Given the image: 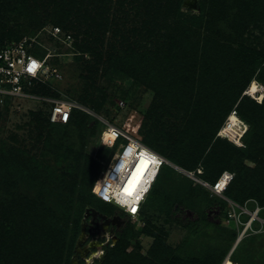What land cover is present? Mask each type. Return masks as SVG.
I'll return each mask as SVG.
<instances>
[{
  "label": "rangeland",
  "instance_id": "374dc122",
  "mask_svg": "<svg viewBox=\"0 0 264 264\" xmlns=\"http://www.w3.org/2000/svg\"><path fill=\"white\" fill-rule=\"evenodd\" d=\"M3 1L0 0V45L28 39L38 53L51 55L47 63L57 68L61 75L39 82L27 96L9 98L1 108L0 155L10 148L26 152L23 167L0 163V232L14 230L10 242L16 248L13 251L15 261L25 264L26 258L36 259L37 241L44 242L50 236L51 245L44 253L45 264L56 261L60 264H100L102 256L105 257L101 246L108 238L114 240L113 246L116 245V235L126 222L130 230L128 237L132 239L120 260L115 255L109 264H145L141 261L148 257L147 264H155L150 251L158 242L157 236L172 250L173 258L186 261L185 264L212 261L211 264H216L218 256L233 254L238 246L236 255L242 264H264V225L255 232L249 231L237 244L243 226L226 218L220 226L201 221L193 229H183L167 220L166 211L175 201L171 193H175L178 183L182 184L186 178L176 171L169 170L161 176L156 184L159 195L149 196L143 218L132 219L116 213L117 207L102 203L94 193L99 179L94 176L95 170L104 171L116 152V147L104 148L99 141L106 126L114 125L142 140L147 129L156 131L167 127L168 132L174 133L171 127L182 124L181 118L186 111L207 114L213 105L221 109L225 102L237 98L238 105L243 96L259 103L263 101L246 95L250 87L248 76L254 69L252 64L228 61L226 57L218 60L214 49L209 50L206 57L195 53H203L202 45L197 43L203 41L201 34L206 33L211 38L224 35L225 41L228 38L235 42V47L264 52V0H111L108 14L97 16V23L103 25L101 35L105 37L102 57L87 53L82 62L75 59L80 52L74 44H62V33L57 39L54 31L61 28L76 36L78 32L68 31L66 25L57 22L62 11H76L77 15L90 13L88 0L85 4L84 0ZM77 1L85 5L80 11ZM118 1L123 2V9ZM74 5L75 9L71 8ZM145 26L151 30V35L139 46L132 63L149 65H146L143 82L127 93L111 80L113 71L109 56L111 53L118 55L124 49L112 39V34L116 30V40L123 35L130 38L135 35L138 39ZM177 31H186L188 37L176 39ZM192 34L198 35L191 37ZM111 45H116L117 50H109ZM168 46L174 47L173 56H166L161 62L158 54ZM151 48H155V56L143 57ZM226 53L225 50L223 54ZM133 69L136 73L137 69ZM260 69H256L253 80L264 93V82L258 78ZM60 101L76 102L80 108L75 112H82L88 118L76 126L85 143L81 148L64 142L52 143L53 140L50 143L48 133L33 124L37 118L48 120L54 104ZM163 103L171 106L167 105L166 109L172 114L153 111V107ZM76 120L75 117L73 121ZM88 120L97 121V128L90 130ZM219 140L222 139L216 134L207 152L214 151L213 146ZM163 147L170 149L167 143ZM141 162L137 173L143 177L148 161ZM203 162L204 159L200 164ZM245 164L250 169L256 168L248 159ZM85 184L89 190L86 195L82 194ZM193 186L201 188L196 182ZM211 200L209 196L207 201L199 205L193 203L192 207L203 215ZM166 201L168 204L164 203ZM53 245L62 248L61 255L56 256Z\"/></svg>",
  "mask_w": 264,
  "mask_h": 264
},
{
  "label": "trees",
  "instance_id": "16d2710c",
  "mask_svg": "<svg viewBox=\"0 0 264 264\" xmlns=\"http://www.w3.org/2000/svg\"><path fill=\"white\" fill-rule=\"evenodd\" d=\"M7 0H4L5 3ZM84 0V3L85 4ZM88 4L91 7L90 13L81 14L79 12L78 15L76 11L66 10L60 13V19H58V25H66V30L78 32L76 36L72 35L70 32L62 31L61 28V42L62 44L74 46L79 50V56H75V59L82 62L85 61V54H94L96 58L102 57V47L104 46V40L101 33V23H97V16L107 15L110 10L108 8V4H111V0H88ZM147 1V0H145ZM77 6L80 11L83 9V4L77 1ZM118 6L124 8L123 2L118 1ZM132 4H135L132 2ZM75 9V5L71 7ZM123 13V10H122ZM59 14V13H58ZM105 15V16H106ZM82 20L86 21L84 24ZM147 23V22H146ZM149 24V23H147ZM85 27V29H84ZM103 29L106 30V27ZM115 31V32H114ZM113 31L112 39H115L116 43L122 46L123 51L120 54L116 55L115 53L110 54L111 66L110 70L113 71L111 80L116 83L120 89H124L127 93L131 91L134 86L140 85L144 80V72H147L146 65H149L145 62V67L141 64L132 63V60L135 57V53L138 50L139 46L145 41L149 40L151 35V30L147 28V26L142 27L140 31L139 38L136 39V36L133 35L131 38L128 35H123L121 39L116 40L117 33L116 30ZM104 32V31H103ZM107 33V30H106ZM184 33V34H181ZM184 32H176L175 38L180 39L184 37H188V35ZM184 35V36H183ZM198 34H192L191 37H196ZM220 35H223L220 33ZM70 36L71 41L64 42V39ZM168 36V35H167ZM203 41H199L197 44L202 45V54L195 53L197 56L206 57L209 55V50L214 49L218 54L216 57L219 59L227 58L228 61H236L240 60L242 64H252L254 69L248 76L247 85L250 86L253 80V76L258 67H261L260 74L258 78L264 82V52H254L251 50H245L243 46L235 47L234 43L231 39L223 36H214L211 38L209 33L201 34ZM135 37V38H134ZM218 37V38H217ZM57 39H60L57 37ZM75 39V43H74ZM111 41V39H109ZM112 48V49H110ZM109 50H117L116 45H111ZM159 49V48H156ZM199 50V49H198ZM225 50L228 52L226 55ZM174 47L168 46L165 50L161 51L158 54V58L163 62V59L170 56H173ZM32 52L38 56L40 55L42 58L47 54H40L36 49L33 48ZM221 53V54H220ZM148 55L155 56V48H151L143 55V57H147ZM59 58V57H56ZM91 61V60H90ZM113 62V63H112ZM133 68L137 69V72H133ZM87 69H90L89 67ZM159 71L163 70L159 67ZM263 71V72H262ZM262 72V73H261ZM135 73V74H133ZM147 74V73H146ZM148 76V75H147ZM38 84V83H37ZM238 98L231 101L225 102V106L223 108L215 107L214 105L209 110V113H200L195 114L191 111H186L182 124L174 125L171 128L175 131L174 133L168 132L167 127L162 128L161 130H149L145 131V138L139 139L144 145L153 151L157 152L161 156L165 157L172 163L180 166L181 168L188 171H196L199 166H202L203 174L199 176L201 179L214 184L221 174L225 171H229L235 174V178L233 182L229 185L228 189L225 192V197L228 199L240 204L244 205L246 202L250 201V207L252 209L255 208L253 201L257 202L258 205L262 208L260 212V217L264 219V99L262 102H257L252 100L249 96H243L238 105H236ZM224 103V102H223ZM228 103V104H227ZM171 107L169 104L163 103L162 106L153 107V111H165L167 115H170L169 110L166 109V106ZM236 106V107H235ZM2 108V107H1ZM1 108H0V116H1ZM237 111L238 116L248 125V131L243 137L244 146L238 147L232 142L228 140H219L215 142L212 152H207L209 145L213 141V138L218 134L220 129L225 124L229 115L234 111ZM174 115V114H173ZM77 120L74 122V118ZM173 117L178 119V116L174 115ZM87 118L86 114L78 111H74L73 116L68 124H54L51 123L48 117V120L42 121V119L37 118L34 121V125L36 128H40L42 131L47 132L50 136L47 137V140L51 143L64 142L69 143L73 147L81 148L84 146L83 139L79 137V133H77L76 126L81 124V121H85ZM88 119V118H87ZM90 119V118H89ZM97 121L88 120L87 127L90 130H94L97 128ZM152 127H150L151 129ZM100 138V137H99ZM167 143L170 145V149L163 147V144ZM226 145L224 146V144ZM104 148H110L108 146H104ZM116 147V146H115ZM8 152L3 151L0 155V163L3 165L8 164V162L12 163L15 166H25L23 156L25 155V151L17 150L15 152L14 148H10ZM4 150V149H3ZM160 152V153H159ZM25 157V156H24ZM204 159V164H200V161ZM246 159L254 162L256 164V168L250 169L246 164ZM142 158L134 171L129 175L127 179L128 182L134 181L138 183L141 180L138 170L141 165ZM143 164V163H142ZM200 164V165H199ZM164 169V170H163ZM162 169L158 179L150 193L153 195H159V188H156L157 182H159L161 176L163 174H168V171H175L169 166H165ZM99 170H95L94 176L100 177L101 172ZM100 174V175H99ZM180 174V173H179ZM182 175V174H181ZM183 177H186L182 175ZM188 178V177H186ZM184 178L182 180V184L177 187L175 193H171L175 197V201L171 202L170 208L166 211L167 220L176 224L177 226L183 229H193L195 228L199 222L205 221L207 223H214L215 225H221L223 219H228V203L227 201L219 196L212 197L210 192L207 191L203 186L201 188L199 186L194 187V182ZM127 182V187L129 189L128 194H132L133 186H130V183ZM83 184V183H82ZM85 191L82 193L84 195L87 194L88 186L84 185ZM90 189V188H89ZM202 189V190H201ZM149 195V196H150ZM170 196V198H171ZM211 197V201L203 210V215L198 213L192 207L193 203L196 205L200 204L202 201H207ZM149 198V197H148ZM168 197L167 199L170 200ZM148 200V199H147ZM147 203V201H146ZM144 204L140 218L144 217ZM168 204V201L164 202ZM31 208V207H29ZM118 214L123 212L118 210L116 212ZM126 216V215H125ZM129 218V217H128ZM243 221L246 222L249 217L244 215L242 217ZM1 224V223H0ZM120 228V231L117 233V243L116 245H112L110 243L107 246H104L105 252V260L102 264H109L110 260L117 255L116 259H119L122 254L126 253V245L129 244L130 237H128V232L130 233L129 228L126 226V222H124ZM263 226L260 222H255L253 224V229L256 230L259 226ZM4 227L8 228V226ZM14 230L12 229L9 232H0V264H5V260L8 262L6 264H18L16 262L15 256H13V251L16 250L15 246L11 244L12 235ZM150 233V232H149ZM12 234V235H11ZM151 234V233H150ZM253 238V237H251ZM251 238L248 241H251ZM130 239V240H129ZM158 242H156L151 251L150 256L153 257L155 264H185L186 261H182L180 259L175 260L173 258L172 250L165 246V241L161 237H156ZM246 239V240H247ZM7 241L9 243H7ZM50 236H47L46 239L37 241L36 243V252L38 257L36 259L28 260L24 259L25 264H45V252L50 242ZM243 241V240H242ZM53 252H57L56 256L61 255L62 248L57 245H53ZM239 247V246H238ZM231 255V261L235 264H242V262L238 259L236 252ZM19 250L23 252V248L19 247ZM18 251H16L17 254ZM216 253L214 252V255ZM221 255L219 258L214 261L216 264H220L222 261L224 262L228 255ZM224 256H226L224 258ZM21 258V256H19ZM22 257H24L22 255ZM25 258V257H24ZM224 258V259H223ZM223 259V260H222ZM120 260V259H119ZM204 262V260H201ZM147 264L150 262L149 257L142 259L141 263ZM223 262L221 264H223ZM213 263V261L211 262ZM207 263V264H211ZM48 264H60L59 261L48 263ZM206 264V263H204Z\"/></svg>",
  "mask_w": 264,
  "mask_h": 264
},
{
  "label": "built area",
  "instance_id": "2783aa9c",
  "mask_svg": "<svg viewBox=\"0 0 264 264\" xmlns=\"http://www.w3.org/2000/svg\"><path fill=\"white\" fill-rule=\"evenodd\" d=\"M60 34L61 30L55 28V37ZM69 40L71 41V38L67 36L64 42ZM33 48V42L28 39L0 45V108L9 98L27 96L28 91L37 83L47 81L50 78L61 77L59 70L47 63L51 55L48 54L40 58L32 52ZM30 67H32L31 71H29ZM78 108L80 105L73 101L57 102L49 114V120L54 124H68L74 111ZM65 116L67 119L64 118ZM247 131L248 125L234 110L218 132V137L227 139L241 147L244 146L243 137ZM99 141L104 146H116V152L98 179V181H103L102 186L97 184L94 193L102 203L114 205L129 218H140L142 208L152 192L158 176L165 166H169L203 186L212 197L219 196L227 201L229 206L228 220L243 226L239 239L244 238L249 231L255 232L253 229L255 222L264 225V219L260 217L262 208L257 202L253 201L255 208L252 209L250 201L240 205L225 197L226 190L235 178L234 173L225 171L214 184H211L199 177L203 174L202 167L196 171L185 170L114 125L106 126L100 134ZM141 157L148 161L144 176L138 183L128 182L129 179L127 178L134 171ZM127 182L130 183L131 187H134L132 194H128L124 190L127 187ZM132 208H136L137 211L133 213ZM244 215L249 217L246 222L242 219ZM231 255H228L223 264L228 261L235 264L231 261Z\"/></svg>",
  "mask_w": 264,
  "mask_h": 264
},
{
  "label": "bare ground",
  "instance_id": "6f19581e",
  "mask_svg": "<svg viewBox=\"0 0 264 264\" xmlns=\"http://www.w3.org/2000/svg\"><path fill=\"white\" fill-rule=\"evenodd\" d=\"M257 92H260V94L257 95ZM246 95H252V96H255V97L258 98L259 101L263 100V98H264V93H263V92L261 93L260 88H259V85H258L256 82H252V83H251L250 87H249L248 90H247ZM142 158H143V157H141V159H142ZM141 159H140V160H141ZM240 240H241V239L238 240L237 244L239 243ZM237 244H236V245H237Z\"/></svg>",
  "mask_w": 264,
  "mask_h": 264
},
{
  "label": "clouds",
  "instance_id": "9594fccd",
  "mask_svg": "<svg viewBox=\"0 0 264 264\" xmlns=\"http://www.w3.org/2000/svg\"><path fill=\"white\" fill-rule=\"evenodd\" d=\"M105 175L107 176V173H106ZM97 184L102 186L103 181H98ZM108 236H109V235H108ZM111 240H112V245H113V244H114V240H113L112 238H108L107 241L104 242V244H103L101 247L103 248L104 246L109 245L110 242H111ZM106 244H107V245H106ZM95 257H97V256H95Z\"/></svg>",
  "mask_w": 264,
  "mask_h": 264
},
{
  "label": "snow or ice",
  "instance_id": "6c2138e0",
  "mask_svg": "<svg viewBox=\"0 0 264 264\" xmlns=\"http://www.w3.org/2000/svg\"><path fill=\"white\" fill-rule=\"evenodd\" d=\"M31 70H32V67L29 68V71H31ZM64 118L67 119V116H65ZM124 190H125L126 192L129 191L128 187H125ZM129 194H130V193H129ZM132 211H133V213H135V212L137 211V209H136V208H132Z\"/></svg>",
  "mask_w": 264,
  "mask_h": 264
},
{
  "label": "water",
  "instance_id": "95a60500",
  "mask_svg": "<svg viewBox=\"0 0 264 264\" xmlns=\"http://www.w3.org/2000/svg\"><path fill=\"white\" fill-rule=\"evenodd\" d=\"M104 260H105V257L102 256V258H101V260H100V264H102V263L104 262Z\"/></svg>",
  "mask_w": 264,
  "mask_h": 264
}]
</instances>
